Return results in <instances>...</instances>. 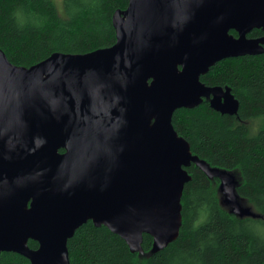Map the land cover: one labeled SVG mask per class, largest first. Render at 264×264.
<instances>
[{
    "label": "water",
    "instance_id": "obj_1",
    "mask_svg": "<svg viewBox=\"0 0 264 264\" xmlns=\"http://www.w3.org/2000/svg\"><path fill=\"white\" fill-rule=\"evenodd\" d=\"M113 23L112 46L31 67L0 49V256L71 264L68 240L89 220L136 252L150 234L160 251L178 236L192 163L231 197L172 119L209 98L236 112L231 89L201 76L264 53V35L249 36L264 30V0H129Z\"/></svg>",
    "mask_w": 264,
    "mask_h": 264
},
{
    "label": "trees",
    "instance_id": "obj_2",
    "mask_svg": "<svg viewBox=\"0 0 264 264\" xmlns=\"http://www.w3.org/2000/svg\"><path fill=\"white\" fill-rule=\"evenodd\" d=\"M128 4L64 0L61 15L53 0H0V49L15 65L31 67L57 52L85 54L112 46L114 15ZM262 35L261 28L249 34ZM201 80L230 88L236 112L216 110L204 99L177 109L173 125L212 171L235 175L234 198L227 196L219 176L192 163L175 240L155 252L153 237L145 233L143 251L136 252L106 225L89 220L68 240L71 264H264V53L221 60ZM28 244L39 246L32 239ZM0 264L32 263L3 252Z\"/></svg>",
    "mask_w": 264,
    "mask_h": 264
},
{
    "label": "rangeland",
    "instance_id": "obj_3",
    "mask_svg": "<svg viewBox=\"0 0 264 264\" xmlns=\"http://www.w3.org/2000/svg\"><path fill=\"white\" fill-rule=\"evenodd\" d=\"M60 12L61 15H64L65 12H64V0H53ZM227 176H228V179H229V184H228V189L231 191V196L234 198V187L237 183V180H236V177L234 174H231V173H226L224 172Z\"/></svg>",
    "mask_w": 264,
    "mask_h": 264
},
{
    "label": "flooded vegetation",
    "instance_id": "obj_4",
    "mask_svg": "<svg viewBox=\"0 0 264 264\" xmlns=\"http://www.w3.org/2000/svg\"><path fill=\"white\" fill-rule=\"evenodd\" d=\"M261 29H262V28H261ZM235 32H236V31H235ZM231 33H232V31H231ZM232 34H233V33H232ZM209 99H210V98H209ZM210 100H211V99H210ZM61 151H62V152H64L65 150H64V149H62Z\"/></svg>",
    "mask_w": 264,
    "mask_h": 264
}]
</instances>
